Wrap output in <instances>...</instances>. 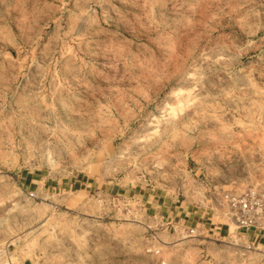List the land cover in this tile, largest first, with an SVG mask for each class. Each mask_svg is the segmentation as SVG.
<instances>
[{"label": "rangeland", "instance_id": "374dc122", "mask_svg": "<svg viewBox=\"0 0 264 264\" xmlns=\"http://www.w3.org/2000/svg\"><path fill=\"white\" fill-rule=\"evenodd\" d=\"M252 186L264 0H0V264H264Z\"/></svg>", "mask_w": 264, "mask_h": 264}, {"label": "built area", "instance_id": "2783aa9c", "mask_svg": "<svg viewBox=\"0 0 264 264\" xmlns=\"http://www.w3.org/2000/svg\"><path fill=\"white\" fill-rule=\"evenodd\" d=\"M218 202L237 231L264 233V192L260 188L252 186L241 193L223 192ZM194 232L195 228L187 231L189 236H194Z\"/></svg>", "mask_w": 264, "mask_h": 264}, {"label": "crops", "instance_id": "0c3cea01", "mask_svg": "<svg viewBox=\"0 0 264 264\" xmlns=\"http://www.w3.org/2000/svg\"><path fill=\"white\" fill-rule=\"evenodd\" d=\"M154 197H151V200L150 198H148L146 201H144L143 205L145 207V210L147 211H155L156 213L159 214V218L161 220H167V218H164V213H167L168 209H176L178 207H172L171 205H169V203H165L164 201H159L158 199L157 200H154L153 199ZM183 212V211H182ZM193 213V210L190 209L187 214H184L183 213V218L179 219V221H182V222H186V223H189L190 225H194V227L196 228L198 225H202V226H211L212 223H205V222H200L202 216H199V217H195L197 215H192ZM178 215V214H176ZM172 222V219L166 221L164 224L165 225H170ZM220 230L219 227L215 226L213 228H209L210 231H216V230ZM214 233V232H213ZM252 234H249L247 235V238L252 242V244H256L257 246H262L264 247V233H256V232H250ZM219 234V233H218Z\"/></svg>", "mask_w": 264, "mask_h": 264}, {"label": "bare ground", "instance_id": "6f19581e", "mask_svg": "<svg viewBox=\"0 0 264 264\" xmlns=\"http://www.w3.org/2000/svg\"><path fill=\"white\" fill-rule=\"evenodd\" d=\"M187 83V82H186ZM186 91V90H185ZM185 93V92H184ZM189 96V95H188ZM179 98H180V96H179ZM189 98V97H188ZM185 99V98H184ZM41 224V223H40ZM42 225V224H41Z\"/></svg>", "mask_w": 264, "mask_h": 264}]
</instances>
